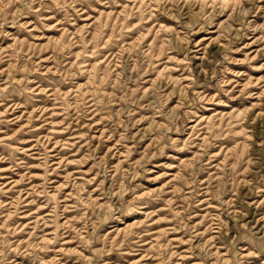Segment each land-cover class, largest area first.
Wrapping results in <instances>:
<instances>
[{
	"label": "rangeland",
	"instance_id": "374dc122",
	"mask_svg": "<svg viewBox=\"0 0 264 264\" xmlns=\"http://www.w3.org/2000/svg\"><path fill=\"white\" fill-rule=\"evenodd\" d=\"M0 264H264V0H0Z\"/></svg>",
	"mask_w": 264,
	"mask_h": 264
}]
</instances>
